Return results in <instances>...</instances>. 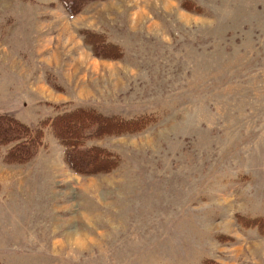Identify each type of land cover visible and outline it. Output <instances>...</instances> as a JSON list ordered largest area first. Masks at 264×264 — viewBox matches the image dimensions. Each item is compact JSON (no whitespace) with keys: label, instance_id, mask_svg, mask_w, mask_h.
Returning a JSON list of instances; mask_svg holds the SVG:
<instances>
[{"label":"rangeland","instance_id":"obj_1","mask_svg":"<svg viewBox=\"0 0 264 264\" xmlns=\"http://www.w3.org/2000/svg\"><path fill=\"white\" fill-rule=\"evenodd\" d=\"M78 2L0 0V264H264V0Z\"/></svg>","mask_w":264,"mask_h":264},{"label":"trees","instance_id":"obj_2","mask_svg":"<svg viewBox=\"0 0 264 264\" xmlns=\"http://www.w3.org/2000/svg\"><path fill=\"white\" fill-rule=\"evenodd\" d=\"M63 7L66 9V11L69 14H73L75 12L76 6V0L75 3L72 5V0H59ZM79 5H82L87 0H78ZM79 9V8H78ZM5 117L0 116V146H6L15 142H19L18 144L14 145L11 150V156H16L21 159L27 160L29 159L33 151L34 143H36L37 138L39 135L34 133L33 131L24 128L16 123L5 126L3 123V119ZM60 135H63L64 138H59L60 142L63 144L65 153L67 150L74 148L78 143L83 140L82 138H77L80 136V134L77 136L76 134H68L66 131L60 132ZM66 144V145H65ZM89 157L85 162L79 161L77 158H75L73 161L70 157L66 158V163L68 166L75 172L79 173H85L90 174L94 171H97L99 168L103 169L105 165L101 162L97 163L99 158L96 156V152L92 151L90 155H86ZM83 164V165H82ZM82 166L84 167L83 170Z\"/></svg>","mask_w":264,"mask_h":264}]
</instances>
